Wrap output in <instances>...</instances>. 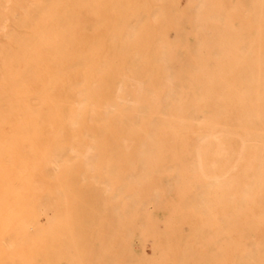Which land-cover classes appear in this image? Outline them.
I'll use <instances>...</instances> for the list:
<instances>
[{
    "label": "bare ground",
    "instance_id": "bare-ground-1",
    "mask_svg": "<svg viewBox=\"0 0 264 264\" xmlns=\"http://www.w3.org/2000/svg\"><path fill=\"white\" fill-rule=\"evenodd\" d=\"M119 70L144 86L115 88ZM116 114L123 130L92 135ZM140 136L144 152L112 186L121 155L89 141ZM170 146L197 163L174 164ZM80 170L110 176L82 248ZM165 172L178 178L163 187ZM178 210L194 235L176 264H264V0H0V264H38L54 244L78 253L73 264H168L179 231L158 222ZM138 223L153 259L132 252Z\"/></svg>",
    "mask_w": 264,
    "mask_h": 264
},
{
    "label": "rangeland",
    "instance_id": "rangeland-1",
    "mask_svg": "<svg viewBox=\"0 0 264 264\" xmlns=\"http://www.w3.org/2000/svg\"><path fill=\"white\" fill-rule=\"evenodd\" d=\"M235 4H236L237 9L241 8V5H242L241 2H235ZM190 38H191L192 43H196V42L201 40V37L198 34H193V33L191 34ZM126 56L128 58H131L129 54H126ZM123 66L132 67V64L130 62V63L124 64ZM138 66H143V64H139ZM117 67L122 68V65H117ZM172 68H173L174 72L177 74V76H179L181 74V68L177 62L174 61L172 63ZM139 76H140L139 73H137L135 71L126 73V72L119 70L114 75V79H115L114 87L115 88H123L125 86L123 89L128 90V92L133 90V89L141 88L144 86V82H143L142 77L141 76L139 77ZM178 80L182 81L181 78H179ZM151 86L156 88V86H154V85H151ZM188 95H189V93L186 92L184 97L186 98ZM108 98L111 99L112 96H108ZM127 104L132 105L133 103L127 102ZM120 116H121L120 114H116L114 116H111L110 117L111 119L109 118V120L107 119V120H105L99 124L93 125L95 130L92 132V135L96 136L99 134H110L114 130L115 131L116 130H118V131L123 130L124 126L116 123L117 120L120 118ZM110 140L109 139H101V140H97V141L94 140V142L96 144L93 142V140H90L89 142L91 144H93V146H97L98 151L101 155L106 156L112 152H119L121 157H120V160H119L118 165H117V168H118L117 175L118 176H115L114 179L113 180L111 179V181H110V176H108V175L93 173L90 171H83V170L77 171L76 173H74L70 176V181H71L70 183H72L71 185L74 189V192L81 195L80 200L73 201L74 222H75L74 223V233H75L76 237L81 242L79 245L80 248H82V242L84 241L82 233L80 232L81 227L86 226L92 230L96 229L95 223H93L92 218L90 216L88 218V215L92 214L91 213L92 212L91 206H93L95 204L93 199L96 195H97V197L99 196V193H96V191H97L96 187L97 186H105V184L108 183L109 181H110L112 186H114V187L118 186L120 183L119 177L122 174V172L124 171L126 165H128V163L131 160H133V161H136V159L138 160V158H136V156H135L136 153L138 154L140 152H144V147H142V146H143V143L145 142V138L142 136H140L136 139V140H139V143H141V144L135 142L136 141L135 139L129 141V140H126V139L121 138V137L120 138H112ZM173 142L175 145L179 144L178 140H174ZM112 143H113V145H112ZM136 143L138 144L139 147L136 146ZM166 150L169 154L172 155V161L174 164H176V162H183L186 165L192 167L197 163V160L195 158L186 157L184 154V150L178 148L177 146H170ZM161 177H162L161 184L163 187L168 186V184L172 181V179L176 180V178H178V176H173L172 174H170L168 172L163 173ZM78 182H80V183H78ZM133 185H134L133 182L128 183L129 187H132ZM80 186L83 188V191H82V188ZM91 188L95 189V193H93L94 190H92ZM89 192L91 195L88 194ZM92 195H94V196H92ZM107 196H109L108 192L106 194L101 193L99 197L106 198ZM88 197L91 199L90 201H89ZM97 199L95 197V200H97ZM95 202L96 203L100 202L101 204H103L100 207L101 209L99 208L102 215H106V213H109L110 211H112L113 206L110 203L111 201H95ZM84 211H87L89 214L88 213L86 214V212H84ZM89 211H91V212H89ZM178 212H179V210L174 212V213H172V212L170 213V211H165V212L160 214V216H162L163 220L158 222L159 233L163 234L166 231L165 220L173 221L176 225V228L179 231L178 235L173 236L171 238V240H172V254L170 256L171 260L168 262V264H176V262L180 261L183 258L182 257V249L184 247V244H183L184 243V237L194 235V230H193V232H191L192 231L191 230L192 229L191 224L183 222V221H178V222L175 221V218H176V215ZM252 214H253V210H250V215L252 216ZM84 217L87 218V220L84 219ZM257 222H260V217L258 214L256 215V223ZM99 229L102 230L103 232L109 231L108 225H102L101 227H99ZM143 231H144V227L142 226L141 223H138L137 228H136V232H135V235L132 239V244H131L133 254L136 255L140 261H143L144 259L149 258V257L152 259L155 257V255L152 254V250L156 246V239L154 237L148 236V237H146V239H147L146 242L143 243L141 241L142 236H143V234H142ZM250 232H251V235H253L252 234L253 233L252 228L250 229ZM204 234L205 235L208 234L207 230L204 231ZM178 242H180V243H178ZM175 243H176V245H175ZM65 247L67 249L71 248L68 245H65ZM204 255H205V252H203V251H198V253H197V256L199 258H201ZM77 256H78V253L70 251V250H66V252L62 253L61 247L57 244L49 245V253H47V255H43V257L41 255L40 256L41 258L38 259V264H58V263H56L58 260L62 261V264H73L77 261V259H78ZM42 258H43V260H42ZM44 258H45V260H44Z\"/></svg>",
    "mask_w": 264,
    "mask_h": 264
}]
</instances>
